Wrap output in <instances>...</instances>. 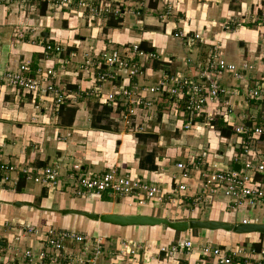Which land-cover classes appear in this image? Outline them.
Instances as JSON below:
<instances>
[{
    "label": "built area",
    "instance_id": "built-area-1",
    "mask_svg": "<svg viewBox=\"0 0 264 264\" xmlns=\"http://www.w3.org/2000/svg\"><path fill=\"white\" fill-rule=\"evenodd\" d=\"M26 2L35 8L39 2L55 6L56 9L76 6L81 8L82 12H87L89 19L93 16H101L104 19L109 10V4L102 0ZM194 39L200 40L197 33L193 38H187V41ZM40 43L42 57L36 62L32 73L30 61L23 60L14 69L0 73V84L30 95L44 110L56 112L61 105L71 103L83 94L84 97L93 98L106 107H114L115 115L112 118L116 121L117 131H128L134 135L144 133L143 119L149 118L154 98L164 97V102L168 103L164 106L165 111L170 105L167 113L176 118L174 121L178 122L181 130H195L205 125L214 129L210 122L215 117H222L230 128L229 135L221 136L218 130L213 131L214 135L219 136L231 151L237 147L231 152V157L227 158V166L220 163L218 166L216 163L210 165L205 148L199 153L187 152L188 154L180 160L172 157L174 159L171 166L166 168L170 182L168 189L157 181L132 177L126 170L117 166L96 172L83 170L79 163H74L64 176L70 195L84 197L105 193L111 198L126 197L138 206H175L176 211L181 208L179 212L183 211L184 214L191 208V211L197 212L204 211L207 207L209 209L212 203L223 197L224 212L244 213L239 222L241 224H256L258 216L264 217V57L255 61L240 57L238 63L229 62L224 59L218 46L212 45L198 64L196 76L161 73L153 83L145 84L139 83L137 77L142 75L145 64L155 59V53L143 51L138 48V43H133L123 51L107 48L97 54H86L78 69L90 71L92 87L72 92L66 90L58 81L62 64L66 62L60 56L65 53L64 48L56 42ZM73 55L75 56L74 53H68L69 58ZM48 60H53V64H57L56 67H53L52 63L47 65ZM119 75L121 80L118 85H112L108 89L104 87L106 83L114 84ZM223 75L230 76L228 86L223 87L220 84ZM131 79L134 80L132 84ZM231 82L235 84L232 86ZM223 97L226 100L222 102L223 106H220V99ZM234 101L239 106L236 111L233 110ZM47 102V106L41 105ZM159 102L161 103L160 100ZM207 103L215 106L214 113L207 112ZM249 104L254 106L256 113L260 112V120L256 121L254 118L255 112L244 117L237 116L238 111L243 110L241 107ZM260 121H263V124H259ZM259 146L263 147L262 151H259ZM221 155L218 157L222 158ZM235 164L238 165V170L233 169ZM13 171L14 166L0 162V186L6 185ZM18 174L23 181L46 189L61 186L57 166L25 167L19 170ZM249 212L255 214L248 215ZM27 233L28 236L25 235ZM31 236L34 237L31 239L35 242L34 245L22 246L25 238ZM104 242L106 244L104 236L87 237L73 229L46 226L39 231L33 225H24L19 227L18 235L12 242L7 243V251H11L12 256L7 258L6 262L137 264L139 251L149 248L142 241L127 237L114 239V246L109 248L104 246ZM155 250L156 253L162 254L161 260L156 264H191L189 259L186 262L180 260L181 255L189 256L192 253L196 254L197 262L201 264H264V246L253 247L251 244L197 246L190 238H182L173 243L158 244Z\"/></svg>",
    "mask_w": 264,
    "mask_h": 264
},
{
    "label": "crops",
    "instance_id": "crops-1",
    "mask_svg": "<svg viewBox=\"0 0 264 264\" xmlns=\"http://www.w3.org/2000/svg\"><path fill=\"white\" fill-rule=\"evenodd\" d=\"M147 1L148 0H109V2L115 3L109 5L107 15L104 19L101 18L103 26L92 28L94 29L93 32H98L103 28L111 31L110 35L107 37V41L109 42L108 49L114 48L123 51L133 43L139 44L140 41L145 42L146 46L153 49L150 51L155 53V59L147 63V65L145 64V67L142 69L144 70L142 75L137 77L139 83H153L161 73H178L182 75L196 76L197 66L204 58V54H206L207 50L210 49V44L218 46V50L221 51L224 59L226 55L228 57L237 55V60L244 56L252 61L264 57V46L263 49H260V51L256 53L258 45L261 44L260 42L264 41L262 40V38H264L263 19L261 20L262 26H260L261 24L257 21H251L257 22L256 24L251 23V25H244L242 24V21L240 25L238 23L237 26H233L230 30L224 27V24H228V20L231 18H238L237 15L242 19L244 17L242 12L246 10L247 6H249L252 1H249L250 4L245 0L239 1V9H231L229 5L230 0H151V2H153L152 7L147 6ZM105 2L109 4L107 1ZM96 3L97 2H93V4ZM123 4L124 7L120 11L117 10V8L123 6ZM127 7L129 9H127ZM0 8V73L5 70L14 69L15 66L23 60L30 61L31 63L32 54H36V61H38L42 51L41 43L35 44L21 41L18 43L16 42L17 44L13 47V45H7L5 40L1 39V34L5 33L9 28L5 26L8 24L10 26L12 22V14L4 9L3 6ZM76 10L83 11L81 8H59L55 11L61 14L62 21L64 20L63 22H65L66 19L68 26L69 21L67 16ZM82 13L85 14V12ZM55 15L58 16L59 14L56 13ZM63 15L64 17H62ZM39 17L40 19H48L49 21V18H46L48 17L46 15H41ZM55 18L56 17L54 16L50 19L56 20ZM108 18L112 20L120 19V21L116 22V26L107 27L106 20ZM72 19L74 20V16ZM62 21L60 20L59 23ZM72 24H74V22H72ZM45 26L48 25L45 24ZM62 26L63 28H53L49 29V33L46 32V41L59 43L65 50V53L60 55L61 58L66 60V62L62 64V70L58 81L66 90L72 92L76 90H88L92 87L90 71L88 72L78 69L82 62L78 59V56L82 53L89 54L90 52L92 54H97L101 50L107 49H103V46L105 45L102 40L98 42L95 39L90 40L87 44L89 45L88 47H83L82 42L87 43L88 39L85 40L82 39V37H80L79 40H77V38L74 39V33H72L73 30H69L68 28L65 30V23L62 24ZM242 28L246 30L243 36H241L242 32L239 31ZM66 33L69 35H66ZM195 33L199 35L200 40L194 39L193 41L188 42L187 38H193ZM54 34H56V37ZM63 36H66V38L67 36L70 37L68 38L69 43H63L61 39ZM239 41L242 42L241 48L237 45ZM79 42H81V45H79ZM91 42H94V44L92 45ZM232 43H234L235 46H233ZM68 53H74L75 58H69ZM52 61L53 60H48L46 64H53L54 62ZM226 61L230 60L227 59ZM56 65L57 64H53V67H56ZM120 77V75L119 77H116L117 81L114 84L106 83L104 87L108 89L109 87H112V85H118L121 80ZM143 77L145 78L143 79ZM225 78L226 76L224 75L221 78V83L225 81ZM133 81L134 80L131 79L130 84H132ZM230 84L234 85L235 82H231ZM68 85H71L74 88H68ZM77 98H81V100L74 99L75 101L64 104V107L75 108L71 120L72 122L66 125L61 122V117L58 114L59 110L51 112L50 110H44L41 107L37 114L36 109L32 106V103L35 100H33L30 95L23 94L22 92L19 93L12 87L0 84V162H5L15 168V171L11 172L10 180L6 185L0 186V264H8L6 262L7 258L9 259V257L12 256V253L9 250L7 251V243L12 242V239L18 235L19 227L24 225L37 226L34 222H37L38 220L33 219L32 215L34 213L37 214L39 211L42 212L44 209L52 211L51 213L53 214H59V219L56 217V219L60 221L59 226L73 230H75V227L71 225L68 227V221L70 224L72 217L78 215H62L59 213L60 210L77 209L93 213L157 215V213L155 214L156 210H154L156 207H152L150 204L138 206L126 197L111 198L105 193H102L100 196L86 195L84 197H75L67 195L65 192H58L59 189L69 191L64 176L68 174L70 167L74 163H79L83 170L90 169L96 172H101L109 167L118 166L119 169L126 170V172L132 177H138L143 180H154L168 189L167 186L170 184L169 174L166 172L167 169L163 171L160 169L161 162H164L165 164H168L169 162L172 163L174 158L177 160L183 159V156L187 153L186 149L181 150L180 146L173 147L166 145L167 143H172V141L177 142L176 139L171 136L175 131L181 129L178 127V122L174 121L176 118L171 117V115L165 111L164 97L154 98L153 107L150 108L149 118H145V120L143 119L145 126L143 134L155 135V139L150 140V144L154 145V148L157 146V148H159V146L162 147L163 150H165L162 156H165V158L168 157V159H164L160 154L154 153L155 151H152L150 147L147 148L149 145L139 142V144L144 145L145 153H142L140 157L136 156V160L133 154L135 145L138 143L135 134L117 132L115 126L116 121L112 118L113 116H111L109 118L112 125H114L112 128H115V131L103 132L99 130V135H96L94 130H92L93 128L90 127L89 108L88 106L83 105V103H85L84 101H89L92 98L84 97L83 94ZM159 100L163 101L160 103ZM48 102L44 105L47 106ZM157 106L159 107L157 108ZM253 107L252 104H249L246 107L241 108H243V113L247 111L245 115L248 116L255 112ZM159 109H162V111ZM206 109L208 113L212 114L216 108L212 103H207ZM78 115H80V118H78ZM260 116V112L254 115L256 121L260 120ZM222 121L224 125L227 124L225 120ZM163 124L166 125L168 130H161ZM162 131L163 134H165L164 136L161 135ZM86 134L87 137H85ZM209 134L212 135L211 133ZM213 136L214 137L210 140L212 141V145L216 135L213 133ZM217 137V139L215 138L216 145L213 147V150L217 149L219 155L223 153L225 154V157H222L225 163L220 164L227 166V158L231 149L226 145L224 150L221 151L219 145L223 146L225 144L219 139V136ZM83 138L85 139L82 140V145L76 144ZM102 139H104L103 142ZM98 140H100V142H98ZM194 141L195 143L198 142L193 139L192 142ZM115 147L117 149L116 152H114ZM189 148L190 147L188 146L187 149ZM258 149L259 151H262L263 147L259 146ZM171 150H173V153H169ZM145 155L151 156L149 157L152 158L156 170H150L146 166H142L143 168L139 167L138 162L143 160ZM46 165L57 166L59 169L61 186L56 187V191L45 188V195L42 197L40 196V192L43 187L26 181H23V186L19 191L15 190L20 176V174H18L19 170L25 167L36 168ZM56 193L57 195H55ZM59 193L62 195H59ZM35 199H38L36 202L37 206H34ZM80 200H85V202L83 201L82 204H78ZM14 202H20L22 205L15 206L13 205ZM123 202L129 206V209L126 211L120 210L119 208L113 209L116 204ZM224 203L225 199H223V197H220L218 201L212 203L209 210H215L217 215L214 218L206 217L205 220L211 219L230 222L231 217L228 214L229 212H224ZM105 204L107 206H109L108 204H111L112 207L111 205L106 207ZM254 212H249L248 215H254ZM35 214L33 216H36ZM161 214L162 213L157 216L165 217V215ZM240 214L242 215L241 217H243L244 213L241 212ZM18 215H22V217ZM192 216L193 215H188L189 218L194 219ZM63 222H65L66 225H63ZM90 222L93 224L91 226L98 227V221ZM257 223H264V217H262V215L257 217ZM9 224H12L13 227L4 228L5 225L7 226ZM47 224L48 225L46 226L54 227L50 222ZM99 224L104 226L105 230L108 228L106 226H110L112 228L111 233L101 235L99 233H93L92 231H85L89 232L87 236H104L106 237V242H108V239L112 243L114 242V239L126 237L127 235V238L142 241L146 246H149V248H145V250L141 249L139 251L137 264H156L162 258L161 253H156L155 248H157V245L173 243L180 238H190L197 246L204 244L211 246H231L236 244L235 242H218L212 239V233H208L214 231L215 236L218 237L220 234H223L221 231L224 230L198 229L200 232H203L201 233V237H199L198 235L200 234L198 232L197 235H192V230L187 229L177 233L176 236L175 234L171 235V238L174 236V240L170 241V238V240L167 241V239L164 240L165 236H162L161 240L158 238V240H152L146 237L128 236V233L132 234L135 232L138 235V233L143 232L145 228L153 230L151 232H154L158 230L156 228H159L161 225L157 227H149L115 226L101 222H99ZM15 225H17V227H15ZM46 226H43V228ZM59 226L57 225L56 227ZM196 230L197 229L194 231ZM260 234L261 233L255 232L253 238L250 237V235H247L248 242L240 244H251L253 247L264 246V234ZM32 238L34 237L31 236L25 238V242H22V246H25L26 244L33 246L35 242H32ZM197 258L198 257L195 253H192L189 256L187 254L185 256L181 255L180 262H186V260L189 259L188 261H190L191 264H201L197 262ZM202 264L209 263L205 262Z\"/></svg>",
    "mask_w": 264,
    "mask_h": 264
},
{
    "label": "rangeland",
    "instance_id": "rangeland-1",
    "mask_svg": "<svg viewBox=\"0 0 264 264\" xmlns=\"http://www.w3.org/2000/svg\"><path fill=\"white\" fill-rule=\"evenodd\" d=\"M102 1L103 2L107 1L109 3V5H111L112 3L113 4L115 3V2L111 3V2H109V0H102ZM239 1H241V0H230V2H229L230 8L231 9H239V3H240ZM245 1H247L248 3H249V1H252V2H251V4L249 3L250 5L247 6L246 10H244L242 12V15L244 17L241 19L240 16L237 15L238 18H236V19H232L231 18L230 19L231 22H230V20H228L229 21L228 24H224V27L226 26V28L228 30H230L233 26H237L238 23L240 25V23L242 21H243L242 24H244V25H246V24L247 25H251V23L256 24L257 22H259L261 24L260 26H262V21L261 20L262 19L264 20V0H245ZM1 6H3L4 9L9 11L10 14H12V18H11L12 22L10 24L11 27L9 26V24L7 26H5V27H9L10 29L8 28V30L5 33L1 34V39L5 40L7 45H13V47H15V45L18 42H21V41L22 42H31V43H35V44H38L40 42L45 43L47 37L41 36V35H39V33L40 32L49 33V29L58 28V27L59 28H63L62 24L65 23L64 29L66 30L68 28L69 30H73L72 33H74V39L77 38V40H79L80 37H82V39H85V40L88 39L87 43L86 42H82L83 47H85V46L88 47L89 45H87V44L90 42V40L95 39L98 42H100L101 40L104 42L105 46H103L104 47L103 49H107L108 48L109 42L107 41V39H108L107 37L110 35L111 31L110 30H106V29L105 30L102 29V30H100L98 32L96 30H95L96 32H93L94 29H92V28H94L96 26H103V21L101 19L102 18L101 16H93L91 19H89L87 12H85V14H84V13H82V11L76 10L75 12H72V13L69 14V15L74 16V20H73L74 24H72V26L69 28L67 26L66 19L63 18V19H65V22H63L64 20L62 21L61 14L59 12L55 11V10H58V9H56V7L52 6V5H47L46 4L45 5V11L43 13L44 16L45 15L48 16L46 18H51L52 19L54 16L56 17L55 18L56 20H54V19L52 20V24H51L52 26H49L48 19L47 20L44 19L45 22H44L43 18L40 19L39 16H41V15L37 11L38 7L35 8L34 5H31V4L27 3L26 0H6V1L3 0L2 2L0 1V7ZM123 7H124V4H123V6H119L117 8V10L120 11ZM71 8L77 9L78 7L74 6V7H71ZM127 9H129V8L127 7ZM56 13H58L59 15L58 16L55 15ZM62 17H64V15ZM257 18H258V20H257ZM60 20L62 22L59 23ZM251 21H257V22H251ZM45 24L48 25V26H45ZM39 29H40V31H39ZM38 31H39V33H38ZM239 31L242 32L241 36H243L245 34L246 30H244V28H242ZM54 35L56 37V34H54ZM66 35H69V34L66 33ZM64 38H65V40H64ZM68 38H70V37L67 36V38H66V36H63L61 39H62L63 43H69L68 42ZM262 40H264V38H262ZM202 42H203V40H202ZM80 43L81 42H79V45H81ZM260 43L261 44H259L257 49H256V53H258L260 51V49H263L264 41L260 42ZM91 44L93 45L94 42L93 43L91 42ZM232 44H233V46H235L234 43H232ZM212 45L213 44H210V46H212ZM86 54H88V53H82L81 55L78 56V59L83 61L85 59V55ZM89 55H92V53L90 52ZM240 55H241V53H240ZM40 57H42V54L40 55ZM80 57H82V58H80ZM231 57H228L226 55L225 59L226 60L227 59L230 60L229 62L232 61V62L238 63V60L236 59L237 55H235V56L232 55ZM37 58H38V56H37ZM71 58L73 59V58H75V56L73 55ZM242 58H245V57L243 56ZM20 60H21V58H20ZM69 61H71V60H69ZM225 76H226L225 81L222 82V83L220 81V84L223 87L224 86H228L227 82L230 80V76L229 75H225ZM249 84H250V82H249ZM232 86H233V84H232ZM239 88H240V86H239ZM76 100H81V98H76ZM225 100H226L225 97L220 99V102H221L220 106H223L222 102L225 101ZM92 101H93V98L91 100H89V101H84L85 103H83V105L84 106L85 105L86 106H90V104H87V103L88 102L92 103ZM161 101H163V100H161ZM167 104L168 103L166 102L164 104V106H166ZM41 105H44V103H41ZM232 105H233V110L234 111L239 109V107H237L235 101L232 103ZM32 106H33L34 109H36V113L38 114L39 109H41V106L39 105V102L37 100H35L32 103ZM158 107L159 106H157V108ZM168 109H170V105H169L168 108H166L167 111H168ZM159 110L162 111V109H159ZM242 111L243 110L238 111L237 116L244 117V115H245V113H247V111H245V113H243ZM78 118H80V115H78ZM242 119H244V118H242ZM175 126H177V125H175ZM113 127H114V125H113ZM165 129L168 130L166 125L163 124V127L161 128V130H165ZM92 130H94L96 135H99L98 134L99 130H95V129H92ZM213 131H214V129H210V127H207L206 125L203 126L202 128L197 127L195 130H192V129L189 130L188 129L187 132L186 131L184 132L183 129L182 130H177L171 136L172 138L176 139L177 142H173L172 141V143H169V144L167 143L166 145L173 146V147L180 146L181 150H183V149L185 150L186 149V152H188V153H196V152L199 153L200 151L204 150L203 148H205L208 151L207 152V154H208L207 159L209 160L210 165H213V164L216 163V165L218 166L219 163H223L224 164L225 161L223 160V158H219L218 157L219 153H218L217 149L213 150V147L216 145L215 144V138L216 139L218 138L217 136H215V138L213 140V145H212V141H210V140L214 137L213 133H212ZM124 132L128 133V131L127 132L124 131ZM209 133H211L212 135H210ZM161 135H163V136L165 135V134H163V131L161 132ZM85 137H87V134H86ZM84 139L85 138L81 139V141L77 142L76 144L82 145V140H84ZM193 139L198 141V142H196V143H195V141L192 142ZM103 141H104V139H102V142ZM98 142H100V140H98ZM190 142H192V143H190ZM216 143H217V141H216ZM144 144L149 145L147 148L150 147L152 151H155L154 153L160 154L161 156L163 155V153L165 151L160 146H159V148H157L158 147L157 145H156L157 147L154 148V145L150 144V140H146L144 142ZM188 146L190 147L189 148L190 150L187 149ZM224 147H225V145H223V146L219 145V149H221V151L224 150ZM144 149H145L144 145L136 143L135 148L133 150L134 151L133 154H134L135 160H136V156L140 157V155H142V153H145ZM236 149H237V147H235L232 151H235ZM116 151H117V149L115 147L114 148V152H116ZM171 152L173 153V150H171L169 153H171ZM231 152H229V156L228 157H231V155H232ZM174 153H175V149H174ZM221 156L225 157V154L223 153ZM162 158L168 159V157L165 158V156H162ZM161 163L162 164H160L161 165L160 167L162 168V170H165L166 168H168V166L170 164H172L170 162L168 164H165L164 162H161ZM121 166H122V164H121ZM53 190L56 191L55 188ZM58 192H61V193L65 192L67 195H70L68 193V191H66L64 189H59ZM61 193H59V195H62ZM55 195H57V193ZM83 201L85 202V200H80L78 202V204H82ZM57 205H58V203H57ZM108 205L110 206L111 204H108ZM105 206L109 207L106 204H105ZM111 207H112V205H111ZM118 208L120 210H125L126 211L127 209H129V206L126 203L123 202V203L116 204L115 208L113 207V209H118ZM176 209L177 208L175 206H171V205H168V206H164L163 205L162 207L154 208V210H156L155 214L157 213V215H159L160 213H162L163 215H165V218H167L169 220H178V219L179 220H181V219H183V220L186 219L187 220V219H191V218L188 217V215H193L192 217L194 219L205 220L206 217L214 218L217 215L215 210L211 211V210L208 209V207L205 208L204 211H199V212L194 211V210L191 211L192 210V208H191L185 214L183 213V211L179 212V210L181 208H179V210H177V211H176ZM51 212L52 211H50L48 209H44V210H42V212L39 211V212H37V214L34 213L36 216H33L34 215L33 214L32 218L35 219V220L37 219L38 221L34 222V223H36L37 226H33V227H36V228H38L39 231H42L43 226L48 225L47 224L48 222H50L52 224V226H54V227H56L57 225L59 226L60 225V223H59L60 221L56 219V217L59 219V214L56 215V214H53ZM55 212H57V211H55ZM228 214L230 215L231 220H230V222L229 221H224V222L230 223V224H236V222H239V220H240V218L242 216L240 213H234V214L233 213H228ZM39 215H42V216H39ZM157 215H155V216H157ZM18 216L22 217V215H18ZM27 220H29V219H27ZM90 221H92V220H90ZM90 221L88 219H86L85 217H83V216L72 217V220L70 221V224H69V221H68V227L70 225L75 227L74 231H79L80 230L79 232H81L83 235H87L90 231H92L93 233H99L101 235H104V234L107 235V234L111 233V231H112L111 229L112 228L110 226H106L108 228H107V230H105L104 226L100 225L99 222H97L98 223L97 224L98 227L97 226L94 227V226H91L93 224ZM63 225H66L65 222H63ZM11 226L13 227L12 224H9L7 226L5 225L4 228H10ZM15 227H17V225H15ZM102 227H103V229H102ZM154 227H157V226H154ZM58 228H62V227L59 226ZM156 229H158V230H156L154 232H151L153 230H149L148 228H145V230H143V232H139L138 235L135 232V233H132V234L128 233L129 234L128 236H132V237L133 236L146 237V238L152 239V240H155V239L156 240H158V239L161 240L162 236H165L164 240L167 239V241H168V240H170L171 235H173V232L169 231L170 229H168L166 227L160 226L159 228H156ZM197 230L196 231H192L191 232L192 235H194V234L197 235V232H198L200 234L198 236L201 237V235H202L201 233H203V232H200L199 230L198 231ZM26 231H27V229H26ZM85 231H89V232H85ZM218 231H221V230H218ZM208 233H212V235H213L212 239H214V240H216L218 242H223V243L224 242H227V243L235 242L236 244L247 243L248 242L247 235H250V237H252V238L255 236V232L244 233V234H240L239 235V234H236V233H233V232L221 231V233H223V234H220L222 236L219 235L218 237L215 236V234H214L215 232L214 231L208 232ZM25 235L28 236L29 233H27ZM36 236H38V234ZM87 237H89V236H87ZM126 237H127V235H126ZM173 240H174V236H172L170 241H173ZM107 241L108 242H106V245H107L106 247L109 248V247H113L114 246V242L111 243L108 239H107ZM104 244H105V242H104Z\"/></svg>",
    "mask_w": 264,
    "mask_h": 264
},
{
    "label": "water",
    "instance_id": "water-1",
    "mask_svg": "<svg viewBox=\"0 0 264 264\" xmlns=\"http://www.w3.org/2000/svg\"><path fill=\"white\" fill-rule=\"evenodd\" d=\"M41 36L46 37L47 33H40ZM238 47H242V42L237 43ZM234 170H238V165H233ZM13 205L20 206L22 203L14 202ZM62 215L72 214L83 216L88 220L98 221L105 224L115 225V226H165L173 231H185L187 229H205V230H217L221 229L224 231H230L236 234H244L250 232H257L264 234V223L255 224H230L224 221L218 220H169L165 217L144 215V214H119V213H93L84 210L77 209H64L59 211Z\"/></svg>",
    "mask_w": 264,
    "mask_h": 264
},
{
    "label": "trees",
    "instance_id": "trees-1",
    "mask_svg": "<svg viewBox=\"0 0 264 264\" xmlns=\"http://www.w3.org/2000/svg\"><path fill=\"white\" fill-rule=\"evenodd\" d=\"M147 6L152 7L153 6V2H151V0L147 1ZM38 9V13L40 15H43L44 11H45V2H39L37 5ZM73 16L68 15L67 19L69 21V28L72 26V19ZM120 21V19L117 20H112L110 18H108L106 20V26L107 27H113L116 26V22ZM49 26H52V20L49 18L48 21ZM106 28H103V30H105ZM138 48L142 49L143 51H152L153 49L151 47L146 46V43L143 41H140L138 44ZM36 54H32L31 55V63H30V68H31V73L33 71V69L36 66ZM68 88H74L71 85H68ZM90 104V106H88L89 108V112H90V127L95 129V130H100V131H109V132H114L115 129H113V125L110 121L111 116L115 115V108L114 107H106L105 105L93 100L92 103H87ZM60 108V109H59ZM58 108L59 112L58 114L61 117V122L65 123L66 125H68L69 123H71L72 121V117L73 114L75 112V108H69V107H64V105H61ZM263 121H260L259 124H261ZM214 128V130H218L221 136H227L229 135L230 132V128L226 125H224L222 118L220 117H215V119L210 122ZM263 124V123H262ZM264 125V124H263ZM137 142H145L146 140H154L155 139V135H147V134H135ZM150 155H145L143 160L139 161L138 165L140 168H143L142 166H146L147 168H149L150 170H156V166L153 164L152 162V158L149 157ZM23 186V179L22 177L19 176L18 178V182L16 184V189L15 190H20V188ZM45 195V188L43 187L41 189L40 192V196H44ZM38 199H35V204L37 202ZM165 227V226H162ZM192 231H194L195 229H191ZM171 232H173V234H177L179 233L178 231H173V230H169ZM261 235V234H260Z\"/></svg>",
    "mask_w": 264,
    "mask_h": 264
},
{
    "label": "bare ground",
    "instance_id": "bare-ground-1",
    "mask_svg": "<svg viewBox=\"0 0 264 264\" xmlns=\"http://www.w3.org/2000/svg\"><path fill=\"white\" fill-rule=\"evenodd\" d=\"M152 227H154V226H152ZM169 229V228H168ZM171 230V229H170ZM217 230H219V229H217ZM221 230V229H220ZM251 233V232H250Z\"/></svg>",
    "mask_w": 264,
    "mask_h": 264
},
{
    "label": "clouds",
    "instance_id": "clouds-1",
    "mask_svg": "<svg viewBox=\"0 0 264 264\" xmlns=\"http://www.w3.org/2000/svg\"><path fill=\"white\" fill-rule=\"evenodd\" d=\"M190 220V219H189ZM257 224V223H256Z\"/></svg>",
    "mask_w": 264,
    "mask_h": 264
}]
</instances>
